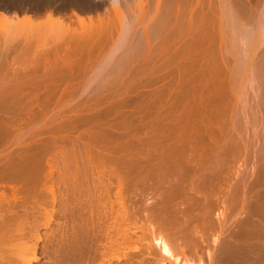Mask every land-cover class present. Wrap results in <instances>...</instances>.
Here are the masks:
<instances>
[{"label":"rangeland","instance_id":"374dc122","mask_svg":"<svg viewBox=\"0 0 264 264\" xmlns=\"http://www.w3.org/2000/svg\"><path fill=\"white\" fill-rule=\"evenodd\" d=\"M25 1V4L28 5V0ZM158 1L138 0V5L136 4V9L134 8L138 28L145 27L154 20L157 14ZM186 1L184 2L185 4H182L184 7L181 5V9L174 13V17L179 16V18L176 17L179 25L173 17L172 20L176 22L172 21L170 28L164 31L165 33L150 42V49L142 52L139 61H136L132 66V73L122 77L123 79L120 78V80H117L105 90H101V95L93 97L87 95L90 92L89 90L92 89L91 91H93L95 88V84L90 83L89 78H91L94 68L100 65L104 56L108 54L117 39L120 21L116 15L115 17L114 14L108 18L105 17V20L103 19L104 21L101 22L103 26L101 24L98 25V28L101 26L102 32H104L101 42H90L87 47L81 43L80 40L83 37L80 38L81 35L79 36V33L77 34L79 37H68L66 34V36L64 35L61 38L59 37L62 35L58 34L53 37L54 32L51 33L48 27L38 31L37 29L27 31L24 32L25 34L18 33L19 35L11 33L7 36L9 40L5 37V34L1 35L2 33H0V46L8 44L9 48H11L9 50L11 55H8L4 69H0V86L6 81L14 83L17 80L25 81L29 79L31 82L34 80L31 85L29 83L31 87L26 84V86L24 85L25 89L22 87L23 89L20 92V94H24H22L23 98L28 94L27 98L29 100L26 98L22 101L23 103L19 102L18 100L22 99L21 95V98H17L16 104L20 103L19 105L17 104L18 107L17 105L14 107L12 103L11 107L13 106L14 110L12 108L10 110L14 114L26 111V109L27 114L32 109L42 113L41 117L38 118L39 120L36 118L38 115L34 116L33 110L31 112L32 115L30 113L28 116H25L27 114L22 112L25 114L24 120L19 119L21 118L20 114L14 115L17 116L19 121H24L20 125L24 127L26 133L38 131L35 135L39 139L36 138L35 142L31 139L25 141L9 140V142L7 141L8 143L5 141L8 145L14 141L16 143L14 142L13 147L11 146L12 149L7 147L8 150L10 149L9 151L5 150L4 152V149H1L4 146L1 147L0 151L2 154L0 155H5L9 152L13 153V151L19 154V149L23 148L24 151V148L26 147L27 149L29 146L33 147L31 149L32 155L41 151L43 154H40L41 157H39H44V160L42 159L44 164L40 166L42 162H38V166H35V169L32 168V171L29 172L30 176L23 177L20 175L23 180L18 178L20 177L19 175H17L18 177H12L14 184L18 188L23 189L22 194L27 197L26 201L24 200L25 196L23 197L21 194L24 202L22 201V204L16 207L13 206L14 209L11 206L12 209L9 206L4 208V205H0V211L2 207L5 209L0 212L3 213L0 215V218H2L0 219V264H181L180 261L175 262L173 258L163 257L158 248L150 244L148 231L144 232L141 229H137L136 236L132 237L134 240L128 237L130 239V242H128V239H124V237H127L122 231L124 230V222L128 221L127 224H129L131 222L130 218L137 217L141 213L140 217H137L138 221L136 217L134 218L138 225L141 226L144 223V217L142 218L144 216L142 213L145 212L144 208L154 200L155 196H157L156 192H158L156 188L153 190L152 188L154 187H151L143 179H139L136 185H132L129 171L134 167L136 172L141 170L142 157L146 154V148L147 150L152 149L149 145L155 144L160 139L159 131L162 132L163 125L167 127L165 122H175L177 133L178 128L182 129L178 135L182 134L181 136H183L185 135L183 127L188 121L191 124L193 120L199 129V122L210 120L213 124L212 126L216 127L215 129L218 131L216 134L206 131L209 134L206 140H211L213 145L217 143V145H214L217 146L215 153L224 150L226 145L233 142L240 144L242 142L240 133L243 131V133L248 135L245 140L249 141V138L252 140L253 138L250 136L253 132H249L250 130L243 123L241 115L237 114L240 111L241 114L244 112L243 103L237 100L235 92L236 80L239 77L237 70L246 72L247 69L251 68L247 74V82L242 90L245 93L243 101L247 106V114L256 112L255 114H259L262 119L261 125L259 124L260 126L258 127L262 134L261 140L264 139V0H235L234 2L230 0L232 4L240 2L239 4L242 8L246 7L244 10H246L247 15L251 14L255 8L258 11L254 20L255 23H259L258 28L250 32V25L245 26V34H247L244 36L250 40L253 33L257 31L261 35L260 47L257 51L258 53L256 52V55H254L255 57L253 56L252 63L247 65V62H245L246 64H240L239 68L236 67L235 51L232 48L231 39L234 36L229 28L224 27L226 26L225 21H228V14L224 16L222 13L223 10H226L220 5L222 0ZM11 2L13 0H0V10H7L9 13L15 10L17 14L20 10H24L25 13L28 11L29 14L34 13L30 12L31 8L29 5L25 6L24 4V9V7H16ZM52 4L55 5L56 3H50L51 6L45 4L43 8L52 9ZM9 6L12 9H9ZM74 7L72 5L66 7L71 15H74L75 12L83 16L91 15L94 18L96 17L95 13L87 14L83 11L80 12L81 9L79 7ZM25 13L20 12L18 15ZM44 16L42 15L41 17ZM72 17L73 19L75 18V16ZM72 27H74L73 30L82 31L81 25L75 19ZM5 29H7L5 26L0 28L3 33L7 31ZM99 31L101 32V29ZM99 31H96V33ZM230 34L231 36L229 37ZM3 38L5 39L3 40ZM241 44H243V41ZM241 51V56H243V50ZM69 66L75 68L72 69V73L65 72V74L64 71L66 70H64L60 74L62 76H60L59 72H61V69H68ZM55 69L59 70L58 73ZM32 70L33 73H31ZM67 72L69 71L67 70ZM52 78L55 79V83ZM50 79L54 83H52L53 85L60 84V88L58 87L59 89L54 91L58 93L62 91L66 95L53 96V102L51 99L49 106L43 107L45 104L41 98L44 96L41 93L47 91L45 89L48 88L46 84L53 86L48 81ZM154 80L155 83H153ZM147 81L149 84H147ZM71 93L74 94L71 95ZM30 95L32 96L30 97ZM147 95L149 96L147 97ZM26 100L28 104L24 103ZM47 100H49L48 97ZM40 106L41 108H39ZM147 107H150L153 112L150 111L151 113L149 112L150 114L148 113L149 116H147L153 121H151L150 125H147L148 122L146 124L148 118L145 119ZM23 108L26 109L24 110ZM150 115L153 119L150 118ZM216 115L217 117H215ZM26 118L32 119L31 121L36 118L38 121L34 120V123H30ZM52 118H54V122L52 121L53 124H50L48 120ZM159 118L163 119L164 122ZM215 118H218V120L223 118L221 119L222 123L216 124ZM233 118H235L237 131L225 130L226 127H230L231 119ZM157 119H159V123ZM150 120H148L149 123ZM19 121H17L18 124ZM25 121H29L28 123L30 124L27 123L28 125L25 126ZM31 124L34 125L31 126ZM65 124H67V127ZM56 126L60 127L59 133L52 129ZM45 129L46 131H44ZM150 134L152 137H150ZM51 135L58 138L61 136V140H57V146L50 144V140L48 142L42 140L43 138H50ZM181 136L180 139H183ZM78 137L80 138L78 139ZM147 137H150L151 140L147 139ZM152 138H156V140H152ZM253 142L255 141L253 140ZM47 143L50 146L47 147ZM40 144L45 147L42 148ZM49 147H51V150L54 149L52 150L53 152L50 149L51 152L48 150ZM26 149L24 151L25 154L29 152ZM33 149L38 150L34 151ZM23 151H21L22 155ZM240 151V155H242L244 160L247 155L243 153V149ZM250 153L251 151L249 155ZM6 157L8 155L0 156V159H7ZM48 162L50 165H48ZM253 163L254 161H249L248 168L245 165L241 167L242 177L252 171ZM131 164L133 165L131 166ZM95 166L99 169H95ZM54 171H57V174ZM77 171L78 174L75 173ZM82 172H84V175ZM27 178L30 179L28 182L32 183H29V187L26 186ZM4 179L7 180L6 177ZM119 179L123 201L125 202L124 208L117 207L118 202L113 197L116 195L114 192L117 190ZM106 186H110V190L106 189ZM263 191L261 188L258 193L264 194ZM1 204L3 203L1 202ZM111 205L114 207H111ZM132 209L137 213H133ZM12 215L13 217H11ZM115 215L118 221L121 218V222H123L122 218L124 215L126 216H124L123 220L127 218L129 220H124L123 224L120 221L118 223ZM239 218L241 219V216ZM118 224L122 227L121 230L120 227H117ZM115 226L117 228H114ZM112 231H115V233H112ZM121 231L124 234L118 236ZM114 234H117L116 236L119 239H116L118 237L114 236ZM262 235L257 236L260 237ZM257 236L255 239L258 238ZM263 236L260 239H256V241L252 237H249V239L245 237L242 243L240 242L239 248L241 245L245 247L243 248L242 246V250L239 249L240 251L237 250L236 246L230 248V243H232L230 240L233 241V239L228 235H224L226 239L223 236L220 238L223 240L220 241L224 243L220 244V242L219 246L212 243L210 239L211 246H209L211 248L204 244L202 247L196 248L197 252L195 251V253L194 250L192 252V249L190 251L189 248L181 247L182 249L180 250L185 249L186 257L190 258L193 264H264ZM122 238L125 241L128 240V243H124V241L121 243ZM180 242L178 241L179 245L182 243ZM227 242L228 245L230 244L228 248L226 247ZM201 244L202 242L200 241ZM204 246L211 250L210 254L213 255L212 257L208 256L209 249V251L206 250L207 248L202 250ZM250 246L252 249H250ZM148 247L150 249H147ZM190 248L194 247L191 246ZM176 255L180 259L183 258L180 252L176 253Z\"/></svg>","mask_w":264,"mask_h":264},{"label":"bare ground","instance_id":"6f19581e","mask_svg":"<svg viewBox=\"0 0 264 264\" xmlns=\"http://www.w3.org/2000/svg\"><path fill=\"white\" fill-rule=\"evenodd\" d=\"M234 1L235 0H233V2ZM25 2H26L25 0H13V2H11V3H13L16 7H22V8L24 7V9H25V6L29 5L30 8L32 9V10L30 9V12H34L33 14L32 13L29 14L28 11H27V13H25L24 10L23 11L20 10V12L25 13L22 15L21 14L18 15L20 13L19 10H18V12H19L18 14L16 13L17 11H15V10H12V11H14L12 13H9L7 10L6 11L0 10V28H2L4 26H5V28L7 27V29H5V30H7L5 33H3L0 30L1 31L0 33H2L1 35L5 34V37H7L11 33L12 34L14 33L13 35H15L18 33H24V32L31 31V30L33 31L35 29H37V31H38L39 29L40 30L42 28L46 29V27H48L50 29L51 33L54 32L53 37L54 36L56 37V34L62 35L59 38L63 37L65 34L68 35V37H75V36L81 35L80 38L83 37L82 40H80L78 38L79 36L77 38L81 41V43H83L87 47V45L90 42H92V43L101 42V40L103 38L102 36L104 35L103 34L104 32H102L101 26L99 27L101 29V32L99 31L100 29L98 28V25L101 24L103 26V24L101 22H103L105 20V17L108 18V17L112 16L113 14L115 17V15H116L117 19L120 21V30L118 31L117 39H116L115 43L113 44V46L110 48L108 54L106 56H104V59L102 60L100 65H98L96 68H94V70L92 71V76H91V78H89L90 83L95 84V86H94L95 88L93 91H91L92 89L89 90L90 92H88L87 95L89 97L90 96L93 97V96L101 95L100 94L101 90H103V89L105 90V88H108L111 84L117 82V80H120V78L125 77L127 75H130L132 73L131 68L136 63V61H139V57H141L142 52L148 51V49H150V42L152 40L156 39L157 37H159L161 34L165 33L164 31L166 29L170 28V24L173 21L172 19L174 17V13H177L181 9V5L185 4L184 2H187V1L186 0H159L158 1L159 4H158V9H157V14H156L154 20L151 21V23H149V25H147L145 27H141V28L137 27L138 25H137V20H136V14L134 13V11H135L134 8H135L136 4L138 3V0H28V2H29L28 5H26ZM52 2L56 3L55 5L52 4L55 7L52 6L51 7L52 9H49V10L43 8V6L45 4L50 5V3H52ZM239 3L240 2H235L234 4H232L230 0H222L220 2L221 7L226 8V10H223L222 13L224 14V16L225 15L227 16V14H228V16H227L228 21H225L226 26H224V27L229 28L231 31V34L234 36L231 39V41H232V48L235 51L236 67H238V68H239L240 64H243L245 62H247V65L252 63V58L255 57L254 55H256V52L259 50L260 42H261V35L257 31L253 33L252 39H250V40H248V38H245V36H244L247 34V33L245 34V29H244L245 26L250 25L249 26L250 32L255 30L256 28H258V26H259V23H255V21H254L255 15L258 12L257 8H255L251 14L247 15L246 10H244L246 7L242 8ZM241 3H243V2L241 1ZM13 4H12V6H13ZM24 4H25V6H24ZM70 5H72V7L77 6L76 8L79 7V9H81L80 12L83 11L87 14L95 13L96 17L94 18L91 15L83 16V15H80V14L75 13V12H74V15L64 13L65 11L68 10L66 7L70 6ZM182 7H184V6L182 5ZM252 8H250V9H252ZM9 9H12V7L9 6ZM44 14L46 17L44 16ZM42 15L44 17H41ZM72 16H75V18H74L75 21L77 20L79 25H81L82 31L73 30L74 27H72V26H73L74 19ZM176 17L177 16L174 17L175 20H176ZM41 18H44V19H41ZM177 18H179V16ZM176 21L178 22V19ZM245 21H246V23H244ZM178 25H179V22H178ZM94 27H96V28H94ZM48 28H47V30H49ZM93 28L96 30H94ZM96 31H99V32L96 33ZM103 31H104V29H103ZM101 33H102V35H100ZM231 34L229 35V37L231 36ZM1 35H0V37H1ZM13 35H11V36H13ZM11 36H9V37H11ZM249 36H251V35H249ZM4 39L5 38H3V40ZM8 40H9V38H8ZM96 40H97V42H96ZM242 41H243V44H241ZM10 49L11 48H9L8 44L7 45L5 44L4 46H0V69H2L5 65V63L7 62L6 59L8 58V55L9 56L11 55L9 53ZM241 50H243V53H244L243 56H241V53H240V52H242ZM69 67H68V69L67 68H64L63 70L61 69V72H59V75L62 74V71H64V70H66V71H64V73L65 72L69 73V74H70V72L72 73V69L74 67H71V66H69ZM69 69H71V70H69ZM76 69H77V67H76ZM35 70H36V68H35ZM67 70L69 72H67ZM250 70H251V68L247 69L246 72L238 71V70L236 71L239 77L236 80L237 83H236V91L235 92H236L237 100L242 101V103H243L242 108L244 110V112H242V114H241V111H240V113L238 112L237 114L241 115L243 123L250 130L249 132H251V133L253 132V134L250 136L253 139L251 140L249 138L248 140L250 142L246 141L245 139L248 137V135H246V133H243L244 132L243 131L240 133V135L242 137V139H241L242 142H240V144L233 142L229 145H226L225 149L222 147V149H224V150L215 153L217 146H214V145L215 144L217 145V143H214V145H213L211 143V140H206L208 138L209 132L216 134V132L218 131V130L216 131V129H215L216 127L212 126L213 124L211 123L210 120H207L206 122H199V126H200L199 129L196 126L197 124L193 120H192L193 123L191 121V124H190V121H188L185 124V126L183 127L185 135L181 136L182 134H180V136L183 139H180V136L178 135V133L180 131H182V129L178 128V133H177V125L175 124V122H173V121L172 122L169 121L168 123L165 122L167 127H165L163 125L162 126L163 128L161 129L162 132L159 131L160 139L157 140V142L153 145H151L150 142H148L150 144L149 146L152 149L147 150V148H146V152H145L146 154H144L145 156L142 157L143 163H142V167L140 166L141 170L136 172L135 167L134 168L130 167L132 169L129 171L130 175H131L130 180H132L131 181L132 185H136V183L138 182L139 179H143L151 187L152 186L154 187V188H152L153 190H155V188H156V190L158 192H156L157 196H155L154 200H153V198H151L153 201L151 203L147 204V206H145V208H144L145 212L142 213L144 215V216H142V218L144 217L143 218L144 223L141 226H139L138 222H137L139 220V219H137V217H140L141 211L139 212L140 214H138L137 217L135 216L137 221L134 219L135 217L130 218V216H129V218L131 219V222L129 224H127L128 218L124 219L125 221H127L126 223L123 220L124 216H126V215H124L122 218V221L124 222V224H123V222H121V218L119 219V217H118L119 221L123 224L124 230H122V231L125 233V235L127 237L125 238L123 235L122 236L124 237V239H128L129 240V241L127 240L128 242H130V239H132L133 236H136V234H137L136 230L137 229H141L144 232L148 231L150 244L157 247L159 252L162 254L163 257L167 256L169 258H173V260L175 262L180 261L181 264H193L191 259L186 257V251H185L186 248H189V250L192 249V252L194 250V253H195V251H196L195 249L202 247V245H204V244L207 246H209V245L211 246V244H210L211 241L215 245L218 244V246H219V243L221 241H223L220 238L222 236L224 237V235H228L230 238L233 239V241L228 239L232 242V243H230L231 244L230 248L232 246H236L238 248L237 249L235 247L237 250H239V249L242 250L241 247L243 246V248H244L245 246L241 245L240 248H239V246H240V242L242 243V241L245 237H247L246 239H249V237L250 238L252 237V239L253 238L255 239V237L257 235H260V234L264 235V194L258 193L259 189L261 191V188H262V191H263V188H264V139L261 140L262 134L260 133V130L258 127L261 125L260 123H261L262 119L260 118L259 114H257L258 116L255 114L256 112L250 113V114L246 113V109H247L246 107L247 106L243 101V99H245V97L243 98V96H245L244 95L245 93L242 91L245 83L247 82V74L250 72ZM58 71H57V73H58ZM31 73H33V70ZM64 73H63V75H64ZM60 76H62V75H60ZM52 79L54 82L55 79L54 78H52ZM10 81H11V79H10ZM28 81H29V79L25 80V81L17 80L14 83H10V82L8 83L6 81V83H4L0 86V148L4 146V148H1V149H4V152H5V150H8L7 147H10L12 149L14 142L16 143V141H18V140H24L25 141V140L31 139L34 141V140L39 139L35 135L36 132H38V131H35V132L29 131V133H26L24 131V127H22V125H20L22 121H19L17 116H14V115L20 114L19 116L21 118H19V119L24 120L23 119L24 115H25L24 113H26L27 109L25 108L26 111H22L24 113L21 112V113L14 114L11 111L13 109V106L15 107L17 104L19 105L20 101L22 102L24 99L27 98L28 94H27V96L25 95L26 96L25 98H23L24 94L23 93L20 94V92L24 88V85L25 86H26V84L29 85V83L31 85V83L34 80L32 82L31 81L28 82ZM48 81L51 82V85H53L55 83V82L53 83L51 79ZM59 82H56V83H59ZM153 83H155V80ZM147 84H149V82ZM150 84H152V83H150ZM59 85L60 84L49 86L48 84H46V86L48 88H45V89L47 91L41 93L42 96H44L43 98H41V99H43V103L45 104V106L43 105V107L49 106L51 99L53 102V96L55 97V95H59V94L60 95H66V93H64L62 91L60 93L54 91V90H58L60 88ZM91 92H93V93H91ZM72 94H74V93H71V95ZM21 95H22V99L21 100L19 99L18 100L19 102L16 104L17 98L18 97L21 98ZM31 96L32 95H30V97ZM46 96L48 97L49 100H47ZM148 96L149 95H147V97ZM12 103L14 105L11 107ZM24 103L28 104L27 100H26V102L24 101ZM258 104H259V102H258ZM18 105H17V107H18ZM32 107H30V109H32ZM39 108H41V106ZM238 108H239V106H238ZM43 109H47V108H43ZM235 109H237V108L235 107ZM32 110H31V112H32ZM33 111H34L33 113H34L35 117H36V115H38L36 117L37 119L41 117L42 113L36 112L35 110H33ZM42 111L44 112V110H42ZM147 111H145V115H146L145 119L148 118L147 117V116H149L148 113L150 111L152 112L150 107H147ZM30 113L28 112V114H30ZM36 113H38V114H36ZM28 114L25 116H28ZM30 115H32V113ZM152 116L150 117L151 119H153ZM15 117L17 118V120ZM215 117H217V115ZM218 117H219V115H218ZM27 118H26V120H29L30 123L33 122L34 120L35 121L39 120V119L36 120V118H34L33 121H31L32 119H27ZM159 119H157V121ZM215 119H216V124L222 123L221 119H223V118H221L219 120H218V118H215ZM148 120H150V119L148 118ZM148 120L146 121V124L148 122L147 125H150L152 120H150V123ZM160 120H162V122H164L163 119H160ZM17 121H19V124L17 123ZM48 121H50L49 122L50 124H53L52 121L54 122V118L49 119ZM23 122H22V124H23ZM28 122L25 121L26 125H25V123H24V125L27 126L28 124H30ZM159 122L160 121H158V123ZM33 125L31 124V126H33ZM65 125L67 127V124H65ZM31 126H29V127H31ZM196 127H197V131H196ZM42 129H44V128H42ZM52 129H53V131H57V133H59L58 131H59L60 127L56 126ZM52 129H50V130L52 131ZM225 130L237 131V125L235 124V118L231 119L230 127H226ZM261 130H262V128H261ZM44 131H46V129ZM76 131H77V129H76ZM164 134H165V136H164ZM263 134H264V131H263ZM37 135H38V133H37ZM150 137H152L151 134H150ZM150 137L149 138L147 137V139L151 140ZM161 137H163V139H161ZM60 138H61V136H60ZM60 138H58L57 136L53 137L52 135L50 138H47V139L46 138L42 139V137H41L42 140H46L47 142L50 140L49 143L52 145L53 144L56 145L57 140L58 141L61 140ZM79 138L80 137H78V139ZM156 138H158V137H156ZM156 138H154V139L152 138V140H156ZM238 139H239V137H238ZM9 140L10 141L16 140V141H14L10 145H8L5 143V141L9 142ZM253 140L255 142H253ZM59 143H64V142H59ZM222 143H224V142H222ZM50 144L47 143L46 146L48 147V146H50ZM20 146H22V145H20ZM40 146L42 147L41 144H40ZM5 147H6V149H5ZM28 147H27V149H26V147L24 148V151H25V149H26V151H29V152H26V154L24 153L23 148H21V149H19V151H20L19 154L15 153L14 151H13V153L9 152L10 155H9V153L5 154L6 156L8 155V157H6L7 159L2 158L4 161L2 159H0V205L1 206L4 205L5 206L4 208H6V206H9V207L15 206L16 207L17 205L22 204L21 203L22 201L24 202V200L26 201V199H27V197L22 194L23 189H21L20 187L18 188L17 185L14 184V179L12 177H14V176L18 177L17 175H19V176L22 175L23 177L28 176L30 174L29 172L32 171V168H34L35 166L36 167L38 166L37 165L38 162H42V163H40V166H42L44 164L43 163L44 157L40 158L41 157L40 154H43V153H41V151L40 152L37 151L39 153L35 152L36 154L33 153V155H32L31 149L33 147L32 148L31 147L28 148ZM43 147H45V146H43ZM50 148L51 147H49L48 150ZM52 148H53V146H52ZM58 148H59V146H58ZM241 149H243V151H244L243 153H245V155H247L244 160L242 158V155H240ZM35 150H38V149H35ZM52 150H54V149H52ZM21 151H23V155H22ZM88 151H89V149H88ZM250 151H251V153L249 155ZM45 152H46V150H45ZM0 154H2L1 151H0ZM5 155H0V156H5ZM243 157H244V155H243ZM249 161H252V162L254 161V163L252 164V167H251L252 171H250L249 174H247L246 176L243 175V177H242L241 176V174H242L241 167H244V165H245L246 168H248V162ZM48 165H50V163ZM87 165H89V164H87ZM91 165H94V164H91ZM132 165L133 164H131V166ZM96 168L97 167L95 166V169ZM97 169H99V168H97ZM39 170H40V168H39ZM85 170H88V169H85ZM78 171L75 173L78 174ZM83 173L84 172H82V174ZM50 174H51V172H50ZM89 175L91 176V174H89ZM102 175H104V174H102ZM92 176H93V174H92ZM5 177L7 178V180L9 179V181L5 180L4 179ZM75 177L77 178V176H75ZM128 177H130V176H128ZM18 178L23 180V178H21V176ZM18 178H17V180H18ZM28 180H30V179H28V178L26 179V181H27L26 186L27 187H29L30 184H32V183L28 182ZM100 181H102V180H100ZM119 181H120V179L118 180V182L116 181L118 183L117 190H116V192H114V193H116V195H115L116 197L113 195L112 196L114 198H116L115 201L117 200L116 202H118V205L116 204L117 207L120 206L121 208H124L123 205L125 202L123 201V197H122V193H121L122 188H121V184ZM4 182L7 184H5ZM108 184H110V183H108ZM103 185H105V184H103ZM107 187L108 186H106V189L110 190L109 189L110 186L108 188ZM20 189H21V191H20ZM29 191H26V192H28V194H31V193H29ZM105 191H107V190H105ZM156 193H154V194H156ZM263 193H264V191H263ZM21 194L23 195V197L25 196L24 200L22 199L23 197L21 196ZM1 202L3 204H1ZM24 204H23V206H24ZM112 206L113 205H111V207ZM4 208L2 207V210ZM121 208H120V210H121ZM13 209H14V207H13ZM10 211H12V210H10ZM131 211H133V209ZM121 213L123 215L122 210H121ZM133 213H137V212L133 211ZM1 214H3V213H0V215ZM119 214H117V215L119 216ZM238 215H239V217L241 216V219L239 217H237ZM11 217H13V215ZM114 217H113V219L115 220ZM127 217H128V215H127ZM0 219H2V218H0ZM12 220H13V218H12ZM116 221H118L117 216H116ZM119 221H118V223H119ZM116 225H117V222H116ZM111 227H113V226H111ZM117 227H120V230L122 228L121 226H119V224ZM117 227L115 226L114 228H117ZM116 230L120 231L119 229H116ZM122 231L119 232L120 234H118V236L121 234H124ZM112 233H115V231H112ZM116 233H118V232H116ZM116 235L117 234H114V236H116ZM118 236H116V237H118ZM262 236H260V237H262ZM260 237H258L256 239H260ZM116 239H119V237ZM210 239H211V241H210ZM252 239H251V241H252ZM256 239H255V241H256ZM263 239H264V236H263ZM114 240H115V238H114ZM114 240H112V241H114ZM132 240H134V238ZM123 241H124V243L127 242V241L123 240V238H122L121 243ZM178 241H181L182 243L181 242L180 243L183 246L179 245ZM200 241L202 242L201 245H200ZM228 242H227V246H226L227 248L230 245V244L228 245ZM112 243H114V242H112ZM223 243L221 242L220 244H223ZM118 244H120V243H118ZM191 246H193L194 248H190ZM207 246H204L202 250L207 248ZM181 247L185 248V249L180 250V249H182ZM220 247H222V246L220 245ZM212 248H213V246H212ZM147 249H150V248L148 247ZM208 249L209 248H207L206 250H208ZM236 249H235V251H236ZM250 249H252L251 246H250ZM219 250H220V248H219ZM230 250H233V249H230ZM243 251H244V249H243ZM147 252H149V251H147ZM178 252L182 253V255H183L182 259H180V257L176 255V253H178ZM210 253H211V250H210L208 256L212 257L213 255Z\"/></svg>","mask_w":264,"mask_h":264},{"label":"flooded vegetation","instance_id":"af4514ba","mask_svg":"<svg viewBox=\"0 0 264 264\" xmlns=\"http://www.w3.org/2000/svg\"><path fill=\"white\" fill-rule=\"evenodd\" d=\"M69 11H70V10H69ZM64 13L70 14V13H68V10H67V11H65Z\"/></svg>","mask_w":264,"mask_h":264}]
</instances>
